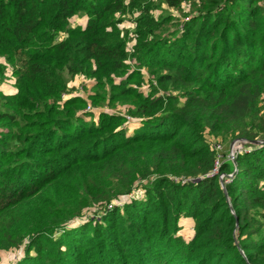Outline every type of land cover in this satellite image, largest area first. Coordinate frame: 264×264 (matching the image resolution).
<instances>
[{
  "label": "trees",
  "instance_id": "16d2710c",
  "mask_svg": "<svg viewBox=\"0 0 264 264\" xmlns=\"http://www.w3.org/2000/svg\"><path fill=\"white\" fill-rule=\"evenodd\" d=\"M8 74L0 256L29 238L15 264H264V0H0ZM211 135L251 150L208 175Z\"/></svg>",
  "mask_w": 264,
  "mask_h": 264
},
{
  "label": "rangeland",
  "instance_id": "374dc122",
  "mask_svg": "<svg viewBox=\"0 0 264 264\" xmlns=\"http://www.w3.org/2000/svg\"><path fill=\"white\" fill-rule=\"evenodd\" d=\"M161 1H163V0H161ZM162 7H163L164 10H167L168 5L165 2H163L162 3ZM189 7H190L189 3L183 2V4H182L183 12H179L178 10H172V12L174 14H177V16H179V17L181 16L182 17L181 22H184L183 20H187V19H185L186 14L190 13ZM164 13H165V11H164ZM135 17H136L135 15L131 14L127 18L131 21V20H134ZM130 21H123V22L120 23L121 27L123 28V32L126 31L127 28L131 30L130 32H133L135 24L132 21L130 23ZM74 23L75 24L79 23V24H82L83 26H85L86 23H87V17L81 18V19H78V20H74ZM171 29H174V27L172 26ZM129 43L132 44L131 38L129 40ZM131 44L128 45L130 49H131ZM144 74H145L144 77L146 78V80L148 82V80L150 79L151 76H150L149 73H147V71H145ZM14 81H15L14 77L11 76L10 74L6 75L4 79L2 77H0V89H2L5 93H8V94L15 93L16 92V87L14 85ZM71 84H72L71 85V87H72L71 93L76 94V95H83L84 97H87V95L91 91V89H92L91 87L93 85V83H91L90 81H88L86 79L84 80L83 78H77L74 81H72ZM84 84H85V87H84ZM81 86H83V89L81 88ZM79 90H81V92ZM71 93H63L62 98L64 100H66L67 98H69L71 96H74V95H71ZM64 94H66V95L64 96ZM107 103L108 102H105V103L101 104L100 106H96V105H93V104H91L89 102L87 104L85 110L86 111H88V110L89 111H94L95 114H98L101 110L105 111V112L106 111H110V112L112 111V112L121 113V114H124V115L128 114L125 111L126 110V106H124V104H122V103L117 104V106H115L113 108V107H109L107 105ZM90 104L92 105L93 109H89L88 108ZM128 121H130V120H128ZM139 124H140L139 121H136V122H132L131 121V123L128 124L129 128H130L129 133L132 130H134V128H137ZM209 139L211 140L210 136H209ZM220 142L223 145V149L221 150V152L223 151L222 153L225 155V153H226L225 151L228 149L229 153H230L231 152V147L233 145L232 144L233 141L231 142L229 148H227L228 146H227V143L225 141H222L220 139ZM224 158H226V157L224 156L223 159ZM89 215L92 216L93 214L89 213ZM85 217H87V216H85ZM193 224L194 223H193V220L191 218L184 217V218L181 219L182 230L180 231V234H182L185 237V239H189V238H191L193 236V234H194ZM28 242H29V238H27L25 240V242L17 249H11V250H7V251L6 250L2 251L1 252V256H0V264H15L18 260H20L23 257L24 251H25L24 248H25V245Z\"/></svg>",
  "mask_w": 264,
  "mask_h": 264
},
{
  "label": "built area",
  "instance_id": "2783aa9c",
  "mask_svg": "<svg viewBox=\"0 0 264 264\" xmlns=\"http://www.w3.org/2000/svg\"><path fill=\"white\" fill-rule=\"evenodd\" d=\"M189 10V9H188ZM190 17L189 16H187V17H185V19H189ZM120 25V24H119ZM81 88L83 89V86H81ZM80 92H81V90H79ZM66 94H64V96H65ZM89 109H93V107H92V105L90 104L89 105V107H88ZM88 110V109H87ZM89 111V110H88ZM126 117H127V119L128 120H132L133 118L131 117V116H129V115H126ZM211 137V143H212V147L214 148V150L216 151V154H217V159H216V164H215V168H214V170L211 172V173H209L208 175H214L215 173H218V171H219V167L221 166V164L223 163V161H224V159H223V157L225 156L222 152H221V150L223 149V145L221 144V142H220V139L219 138H217L216 136H214V135H211L210 136ZM259 141V143H263L264 142V140L263 139H260V140H258ZM249 141L248 140H246V139H244V138H237V139H235L234 141H233V145H232V147H231V152L227 155V157L226 158H228V159H231L232 161H236V156L240 153V152H244V151H250L251 150V147H249ZM253 143V142H252ZM222 159V160H221ZM221 179L223 180L224 179V177H225V175L224 174H221ZM136 192H138V191H136ZM136 192H134L133 194L131 193L130 194V196H132V195H135V196H139V194H136ZM123 203H124V201L123 200H121V201H119L117 204L118 205H123ZM113 203L112 204H109V208H112L113 207Z\"/></svg>",
  "mask_w": 264,
  "mask_h": 264
},
{
  "label": "water",
  "instance_id": "95a60500",
  "mask_svg": "<svg viewBox=\"0 0 264 264\" xmlns=\"http://www.w3.org/2000/svg\"><path fill=\"white\" fill-rule=\"evenodd\" d=\"M255 144H259V141L258 140H255V141H253ZM234 162H236V161H234ZM236 171H237V168L234 170V172H233V174L232 175H234L235 173H236ZM198 180V179H197Z\"/></svg>",
  "mask_w": 264,
  "mask_h": 264
}]
</instances>
